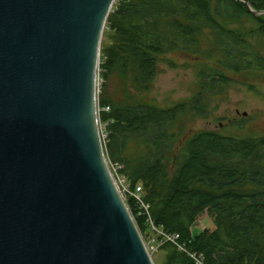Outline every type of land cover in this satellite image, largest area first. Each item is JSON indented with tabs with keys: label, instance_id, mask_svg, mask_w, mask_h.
<instances>
[{
	"label": "trees",
	"instance_id": "16d2710c",
	"mask_svg": "<svg viewBox=\"0 0 264 264\" xmlns=\"http://www.w3.org/2000/svg\"><path fill=\"white\" fill-rule=\"evenodd\" d=\"M246 1L255 12L242 0H114L105 20L112 38L99 64V105L109 106L99 115L107 121L105 151L123 164L132 188L142 187L146 209L125 199L139 232L151 221L178 235L184 250L165 241L162 264H264V134L235 138L204 128L186 135L180 123L191 110L204 114L209 96L236 82L222 69L264 71L252 40L264 38V0ZM177 50L215 58L216 66L200 69L189 100L160 107L129 92L147 90L159 57ZM113 72L123 85L117 102L104 94ZM203 212L213 226L194 231Z\"/></svg>",
	"mask_w": 264,
	"mask_h": 264
},
{
	"label": "water",
	"instance_id": "95a60500",
	"mask_svg": "<svg viewBox=\"0 0 264 264\" xmlns=\"http://www.w3.org/2000/svg\"><path fill=\"white\" fill-rule=\"evenodd\" d=\"M113 2L0 0V264H153L98 126Z\"/></svg>",
	"mask_w": 264,
	"mask_h": 264
},
{
	"label": "rangeland",
	"instance_id": "374dc122",
	"mask_svg": "<svg viewBox=\"0 0 264 264\" xmlns=\"http://www.w3.org/2000/svg\"><path fill=\"white\" fill-rule=\"evenodd\" d=\"M252 40L257 48H260V52L264 54V38L259 37ZM111 41L112 38L108 34L107 26L104 25L100 48L110 44ZM101 61L102 58L99 55L97 74H99ZM214 66H216L214 57L207 58L194 53H182L178 50L168 52L159 57L157 74L151 81L150 87L147 90L137 92L129 89V92L133 93L137 99L156 106H171L177 102L189 100L199 89L200 69H208ZM222 70L236 82L229 85L221 93L209 96L204 114H198L191 110L181 118L180 123H184L187 129L186 135L204 128L216 130L221 134L232 135L235 138L264 134V71L233 72L227 69ZM99 77L101 82L97 93L98 103L101 83L103 82L102 76L99 75ZM247 82L255 84L260 92L250 90L246 85ZM104 94L116 102L123 99L122 80L116 72L108 77ZM100 111L101 109L98 113L101 124L99 131L102 132L103 129L106 133V138H102L104 155L109 167L112 168L117 161L112 160L105 151L108 133L107 121L102 122L100 120ZM185 137L181 138L180 142ZM205 226L212 227L213 223L211 217L203 212L198 216L193 225V230L199 231ZM141 237L151 255L153 264H162L165 259V250L160 247L165 242L151 228L141 234Z\"/></svg>",
	"mask_w": 264,
	"mask_h": 264
},
{
	"label": "built area",
	"instance_id": "2783aa9c",
	"mask_svg": "<svg viewBox=\"0 0 264 264\" xmlns=\"http://www.w3.org/2000/svg\"><path fill=\"white\" fill-rule=\"evenodd\" d=\"M100 82H101V79L99 77V74H97L96 75V93H98V90H99L98 87L100 85ZM100 109L107 111L109 109V106L108 105L100 106L98 101H97V115H98ZM99 125L101 128V124L99 123V119H98V126ZM103 127H104V125H103ZM100 132H101V130H100ZM101 138H106V133L104 132L103 129L101 132ZM107 166H108L110 174H111V176H112V178H113V180L117 186V189H118L121 197L124 199V201H125L126 197L130 195V196L134 197V199L137 201V203L140 204V206H142L146 209V205L143 201V191H142L141 185L136 184L133 188L130 186L128 179L120 171L123 167V164L120 162H116L115 166H113L111 168V167H109L108 162H107ZM150 225H151L150 228L152 230H155V232L157 233V236L163 242L170 241L173 244H175L179 249L184 250V247L181 244H179L178 242H176V238L178 237L177 234H166L162 231V229H160L159 227H156L151 221H150Z\"/></svg>",
	"mask_w": 264,
	"mask_h": 264
},
{
	"label": "bare ground",
	"instance_id": "6f19581e",
	"mask_svg": "<svg viewBox=\"0 0 264 264\" xmlns=\"http://www.w3.org/2000/svg\"><path fill=\"white\" fill-rule=\"evenodd\" d=\"M102 121V120H101ZM193 260H194V258H193Z\"/></svg>",
	"mask_w": 264,
	"mask_h": 264
}]
</instances>
